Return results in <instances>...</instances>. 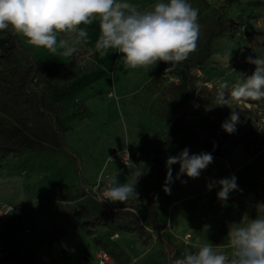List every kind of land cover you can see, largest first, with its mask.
Segmentation results:
<instances>
[{
  "label": "rangeland",
  "instance_id": "374dc122",
  "mask_svg": "<svg viewBox=\"0 0 264 264\" xmlns=\"http://www.w3.org/2000/svg\"><path fill=\"white\" fill-rule=\"evenodd\" d=\"M221 1L188 0L194 8L199 9L200 33L197 49L185 61L178 63L171 71L166 70L168 64L158 61L147 70V81L143 86L135 88L136 84L130 82L132 89L136 90L131 96V103L127 100L119 102L116 98V91L110 90V95L115 97L116 106H113V103L107 105L108 108L105 111L108 118L113 119L119 113L122 125L123 123L130 125L131 133L135 128L139 132L146 131L147 133L144 137L147 146H144V150L141 149V157L140 155L132 157L133 150L127 144L114 151L113 149L119 146H87L83 140H80V146L64 144L62 151L59 152L0 153V248L24 253L41 248L46 243L47 237L51 235L52 230L49 228L51 225L52 228L60 231L59 239L69 248L70 241L74 238L79 239L80 233L90 239L98 235L101 245L95 250V257L99 249H106L110 256L113 254L127 255L130 258L132 252L129 249L125 251L123 248L110 246L109 241L112 239L119 241V237L112 234L117 229L115 217H110L107 221L111 222H106L107 226L103 229L98 226L88 231L90 229L87 230L86 227H80V225L84 224L88 218L100 213L102 202L116 210H123V206L127 205L135 207L132 203L137 202L136 198L131 200L130 205L108 200L102 201L100 191L103 185L99 182V178L103 176L111 181L106 167V162L109 160L116 159L122 166L128 167L134 163V159L140 158L143 163L138 168L139 170H145L146 166L148 167L147 163L155 164V149L163 143L166 137L174 113L173 104L181 94L183 82L181 73L186 63L198 59L204 53L208 34L218 27L217 14ZM156 2L157 0L153 3ZM150 6L145 10H148ZM139 8L144 9L145 6L142 4ZM223 11L225 16L232 21L233 27L226 34L214 40L215 52L211 55L209 64L203 68H192L197 85L206 80L208 86L213 82L218 84L228 82L229 87H232L238 80V73L251 74L254 70L255 66L247 62L246 57L264 56V0H231L225 4ZM58 38L67 39L69 44L72 43L71 37L65 34H60ZM78 47L79 51L73 56L64 55L62 49L53 55L47 52L46 48L31 45L26 38L11 29L0 31L1 108L16 114L26 108L24 103L19 108L17 104H13L9 100L11 94L8 91L25 85L28 67L32 61L37 63V74L33 80L39 78L44 84H53L56 88L67 86L73 77L95 66L98 60H96L94 45L83 44ZM131 74L134 75V71ZM120 75H124L123 71L116 72V79ZM130 79L135 80V77L132 76ZM46 88L49 87L46 86ZM99 97L101 96L97 95V98ZM53 99L55 102L49 103L48 106L57 116L60 125L66 128L64 133L74 124L82 121L87 114L88 108L81 100H78L73 92H56ZM217 103V100L205 96L193 98L184 125L173 135L170 145L161 151L159 159L165 163L167 157L178 155L184 148H187L190 154L208 152L214 159H220L222 147L228 142H237L246 138L254 139L256 136L264 138V99L254 104L249 101L237 102L228 98L229 106L235 108L240 117L233 133H227L221 127L233 109L227 105L218 106ZM1 117L4 126L8 128L9 120H11L9 115L0 111ZM245 130L248 135L242 137ZM211 132L215 134V137H211ZM122 138L119 129L107 136L108 141L117 142ZM0 139L3 140V136H0ZM123 152L129 154L126 160L122 157ZM107 157H109L108 160H106ZM103 159L105 160L104 165L96 168V164L102 162ZM174 165L171 167L176 170ZM150 170L154 172L153 176ZM156 173L157 170L149 167L147 176L144 178L153 182ZM133 180L134 178H130V182ZM142 185H144L143 180L137 177L138 198L144 194L139 193L138 186ZM170 195L171 191L166 193L163 188L161 189V199L158 203L164 212L168 211L170 197L167 196ZM164 196L167 197L168 203L164 200ZM6 208H9L8 211ZM185 234H189L187 242L184 241V236L182 239L189 247L192 243L191 234L189 232ZM110 235L112 238L109 237ZM133 238H137L136 233L133 234ZM148 242L152 241L148 240ZM187 247L180 256L173 255L172 262L176 263L186 252L192 251ZM73 252L75 253L73 249H66L63 256L70 258ZM170 256L168 253V258H161L162 262L146 264H167ZM4 264L46 263L16 256L12 261ZM107 264H113L112 256Z\"/></svg>",
  "mask_w": 264,
  "mask_h": 264
},
{
  "label": "crops",
  "instance_id": "0c3cea01",
  "mask_svg": "<svg viewBox=\"0 0 264 264\" xmlns=\"http://www.w3.org/2000/svg\"><path fill=\"white\" fill-rule=\"evenodd\" d=\"M154 1L129 0L130 3L136 4L138 7L143 4L145 8L141 10H145L148 6L154 4ZM80 27L86 28L88 31V39L84 44L87 46L94 45L95 47L100 35L98 21L94 20L91 24L80 25ZM95 54L96 60H98L97 64L89 67L82 74L73 77L67 83L65 92H73L78 100H81L88 108V111L82 121L74 124L71 129L63 134L64 144L66 146H80V140H83L87 146H119L114 148V151L127 144L133 150L132 157L134 155L136 157L140 155L141 157V149L144 150V146H147V142L144 139L147 135L146 131L142 133L135 128L131 133L130 125H125L124 123L122 125L119 113L113 119H109L105 109L111 103L116 106L115 97L110 95L111 89L116 91V98L119 102L127 100L131 103V96L136 90L132 89L130 82L136 84L135 88L143 86L147 81V70L138 67L132 69L134 71V75H132L131 69H125L122 66V60L120 59L122 54L111 49L108 50L107 54L101 56L95 48ZM117 71H123L124 75H120L116 79ZM132 76L135 77V80L129 78ZM97 95L101 97L97 98ZM136 126L138 127V125ZM116 129H119L123 138L117 142L114 140L108 141L107 136ZM59 151H62V149ZM221 152L220 159H214L206 169L201 171L198 178H188L186 175L181 174L179 179H176L179 164L174 165L176 170L172 168L174 179L170 187L171 195L167 196L170 197V203L166 212L162 210L161 205L158 203V200L161 199V189L163 188L166 174L165 163L161 159L159 161L153 159L155 162L153 165L147 163L148 167L146 166L145 170L138 169L143 163L140 158L137 160L133 158L135 164L133 163L128 167L122 166L116 159L106 162L107 172L110 176L114 169L119 170V175L122 176L120 178L118 175L120 183L130 182V178L133 179L137 173H142L139 178H141V181L143 180L144 184L140 187L138 186L139 193L143 192L144 194L138 198L137 202L132 203L135 209L127 205H130L131 200L134 198L123 203V205H127L123 206V210H131L136 214L138 223L143 227L144 233H139L135 229L120 228L117 226L118 218L110 216L116 218L115 226L117 229L112 234L114 236L116 234L119 237V241L112 239L111 242L107 240L110 246L123 248L125 251L129 249L132 252L130 258L127 255H111L113 264L162 262L160 261L161 258H166L171 248L174 256H180L187 247L182 239L186 232L191 234V242L196 237H201L206 239V242L212 243L219 250L227 251V231L229 227H232L231 224H243L251 218L264 215V208L261 206V204H264V138L256 136L254 139L246 138L237 142H228L222 147ZM104 159L96 164V168L104 165ZM149 167L157 170L153 182L144 178L147 176ZM150 172L153 176L154 172L152 170ZM160 174L163 176L159 181ZM231 175H235L237 178L236 182L239 190L230 192L228 199L221 201L216 195L219 191V186L217 185L209 190L206 185L210 180H218ZM181 181L187 182L182 183ZM155 185L156 187H154ZM165 196L164 200L168 203ZM151 208L153 213H150ZM111 209L116 210L115 208ZM110 217H107L104 223L94 226L84 223L80 227H86L87 230L90 229L88 231L98 226L103 229L107 226L106 222H111L107 221ZM49 228L53 229L51 225ZM134 233H136L137 238H133ZM80 235L79 239L74 238V240L70 241L69 248L61 242L59 239L60 231L56 230L52 237L51 246H49V236L41 248L25 253L18 250L13 251L27 256L24 259H35L46 264H98L94 252L101 245L99 236H92L90 239L88 237L85 238L82 233ZM111 235L109 236L110 238L114 237L113 235L111 237ZM148 240L152 242L150 243ZM187 248L189 250L192 249L191 245ZM66 249H73L75 253L73 252L70 258H66L63 256ZM12 259L4 263L10 262Z\"/></svg>",
  "mask_w": 264,
  "mask_h": 264
},
{
  "label": "clouds",
  "instance_id": "9594fccd",
  "mask_svg": "<svg viewBox=\"0 0 264 264\" xmlns=\"http://www.w3.org/2000/svg\"><path fill=\"white\" fill-rule=\"evenodd\" d=\"M198 17L199 9L188 0H157L148 10H141L129 0H0V31L11 29L31 45L46 48L53 55L61 49L67 56L77 54L78 46L88 39L87 29L80 25L98 21L100 35L96 50L101 56L110 49L121 53L125 69L149 70L162 61L169 65L166 70L171 71L197 49ZM60 34L71 37L72 43L58 39ZM246 60L255 66L254 70L251 74L238 73L231 89L228 82L222 83L217 93L218 106H229V95L237 102L264 99V56H249ZM232 109L221 125L227 133L236 130L240 119L239 113ZM213 160L211 153L190 154L187 148L167 157L163 190L171 191L173 164H179L176 179L181 174L198 178ZM141 174L137 173L132 182L120 183L119 170L114 169L102 201L124 203L131 198L138 199L136 184ZM236 179L231 175L210 180L206 187L210 190L218 185L217 198L226 201L230 192L239 190ZM261 206L264 208V204ZM231 225L227 231V251L196 237L191 243L193 250L186 252L177 264H264V215Z\"/></svg>",
  "mask_w": 264,
  "mask_h": 264
},
{
  "label": "trees",
  "instance_id": "16d2710c",
  "mask_svg": "<svg viewBox=\"0 0 264 264\" xmlns=\"http://www.w3.org/2000/svg\"><path fill=\"white\" fill-rule=\"evenodd\" d=\"M231 0H222L218 6L217 23L218 27L208 34L206 40V49L204 53L191 62H188L184 66V71L181 73L182 78V90L180 96L175 100L173 104V116L170 121V126L166 133V137L163 143L155 149L154 159L159 161V155L164 148L168 147L172 142L173 135L177 130L184 125L185 118L189 111L191 100L195 97H207L209 99L217 100V93L220 90V85L216 82L206 85V80H203L202 84L197 85L196 76L193 67L203 68L210 62L211 55L214 51V40L217 37L226 34L229 29L233 27V23L230 18H227L224 14L223 8L227 2ZM4 30V31H9ZM37 63L32 61L28 67V77L25 85L21 87H14L8 91L10 93V101L13 104L19 106L24 103L25 109H22L20 113L7 112L5 108H1L0 111L5 115H9L10 119L8 128L4 126L3 118H0V136H3V140L0 139V153L13 152L21 153L23 151H47L54 152L63 149L64 141L63 134L66 128H63L57 116L49 109V103H54L53 95L56 92H63L66 90V86L56 88L53 84H44L41 80L36 78ZM48 86L49 88H46ZM231 89V87H229ZM227 95V92H226ZM228 98H231L230 95ZM50 100V102H48ZM252 103L256 101L247 100ZM244 101V102H247ZM18 112V111H17ZM7 125V123H5ZM245 130L242 134L245 137L248 133ZM211 137H215L213 132L210 133ZM205 144V143H204ZM160 174V179L162 178ZM157 185V184H156ZM156 185L154 187H156ZM102 208L99 214L94 217L88 218L85 221L86 225H96L104 223L107 217L116 216L118 218L117 226L124 229H135L139 233H144L143 227L138 223L136 214L131 210H112L107 204L101 203ZM150 213H153L151 208ZM56 233L55 228L52 229L50 235L49 246L53 234ZM171 248V247H169ZM168 264H175L172 262V256L174 252L172 248L169 249ZM20 256L27 258L16 251L0 248V262H6L7 260Z\"/></svg>",
  "mask_w": 264,
  "mask_h": 264
},
{
  "label": "built area",
  "instance_id": "2783aa9c",
  "mask_svg": "<svg viewBox=\"0 0 264 264\" xmlns=\"http://www.w3.org/2000/svg\"><path fill=\"white\" fill-rule=\"evenodd\" d=\"M129 154L127 152H123L122 157L124 160H126L128 158ZM106 177V176H105ZM99 182L102 183V189H101V195L103 197V192L106 190V188L109 186L110 184V180L109 178H104L103 176L99 178ZM9 208H6V211H8ZM116 235V234H115ZM189 236V234H185L184 235V241L187 242V237ZM96 258L98 261V264H107L111 261V256L108 253V251L106 249H99L96 253ZM175 263V262H174ZM177 264V262L175 263Z\"/></svg>",
  "mask_w": 264,
  "mask_h": 264
},
{
  "label": "bare ground",
  "instance_id": "6f19581e",
  "mask_svg": "<svg viewBox=\"0 0 264 264\" xmlns=\"http://www.w3.org/2000/svg\"><path fill=\"white\" fill-rule=\"evenodd\" d=\"M59 39V38H58ZM40 52H41V50H40ZM44 52V51H43ZM47 52H49V51H47ZM63 52V51H62ZM51 53V52H50ZM44 54V53H43ZM41 55H42V53H41ZM40 55V56H41ZM120 55V54H119ZM43 56H45V55H43ZM46 57V56H45ZM54 57V56H53ZM48 58V57H47ZM47 58H45V60H47ZM51 58H52V56H51ZM56 59V58H55ZM48 61V60H47ZM49 62V61H48ZM50 62H51V60H50ZM53 62H55V61H53ZM46 63V62H45ZM49 64H51V63H49ZM126 71V70H125ZM127 71H129V70H127ZM131 71H132V69H131ZM130 72V71H129ZM122 73V72H121ZM124 73V72H123ZM127 73V72H126ZM132 73V72H131ZM118 74H120V73H118ZM112 75V74H111ZM130 76V75H129ZM126 78H128L127 76H126ZM130 78V77H129ZM103 102V101H102ZM107 102V101H106ZM120 106V105H119ZM122 111V110H121ZM91 120V119H90ZM91 124V123H90ZM105 124V123H104ZM99 127V126H98ZM96 128V127H95ZM123 170V169H122ZM109 171V170H108ZM122 173V172H121ZM119 177L121 178L122 176H120L119 175ZM123 183V182H122ZM206 222V221H205ZM217 222V221H216ZM224 224V223H223ZM196 225V224H195ZM221 226V225H220ZM223 226V225H222ZM182 228V227H181ZM198 228V227H197ZM204 228V227H203ZM216 228V227H215ZM222 228V227H221ZM204 229H206V228H204ZM204 229H202V230H204ZM201 230V229H200ZM196 231V230H195ZM203 234L204 235H206V233H204L203 232ZM196 235H197V233H196ZM200 235H202V234H200ZM199 236V235H198ZM211 237V236H210ZM209 238V237H208ZM204 239V238H203ZM211 239V238H210ZM206 240V239H205ZM209 240V239H208Z\"/></svg>",
  "mask_w": 264,
  "mask_h": 264
}]
</instances>
